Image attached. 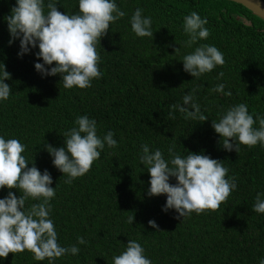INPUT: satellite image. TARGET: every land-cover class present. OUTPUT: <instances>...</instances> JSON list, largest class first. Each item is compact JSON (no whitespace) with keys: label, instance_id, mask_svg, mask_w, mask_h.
Returning a JSON list of instances; mask_svg holds the SVG:
<instances>
[{"label":"trees","instance_id":"trees-1","mask_svg":"<svg viewBox=\"0 0 264 264\" xmlns=\"http://www.w3.org/2000/svg\"><path fill=\"white\" fill-rule=\"evenodd\" d=\"M264 2V0H261ZM48 0H45V5ZM57 10L78 14L79 0H55ZM126 15L113 22L100 43V78L91 87L65 89L60 74L44 76L34 65L43 63L38 47L20 53L19 39L9 43L6 17L16 0H0V62L10 73L7 100H0V137L18 139L23 155L52 177L55 196L49 201V218L62 247L77 246L76 255H65L51 264H114L113 258L134 240L144 248L151 264H260L264 260V213H256L259 193L264 200V145H239L227 151L212 127L232 106L246 104L256 120L264 118V23L242 6L225 0H114ZM136 8L152 20L153 38L138 37L130 18ZM45 11H47L45 7ZM197 12L208 23L210 35L192 47L183 31L184 17ZM201 44L215 46L224 64L192 77L183 70V56ZM179 49L178 52L174 51ZM55 66L46 65V68ZM223 76L217 78L219 73ZM224 92H213L218 84ZM193 89H196L193 92ZM192 93L208 120L185 119L171 109ZM171 111V117L169 113ZM79 116L95 120L102 139L109 131L117 146L105 147L91 169L71 183L52 163L46 145L65 147L64 133ZM174 117V118H172ZM159 149L170 160L169 147L182 158L188 153L217 159L235 177L236 188L217 211L192 212L178 217L164 211L166 196H149L150 176L140 161L141 145ZM169 182L175 184V178ZM9 191L0 189V199ZM40 201L29 200L26 207ZM133 223L128 222L130 216ZM155 221L157 228L149 226ZM83 237L85 244H78ZM0 264H50L32 253H9Z\"/></svg>","mask_w":264,"mask_h":264},{"label":"clouds","instance_id":"clouds-1","mask_svg":"<svg viewBox=\"0 0 264 264\" xmlns=\"http://www.w3.org/2000/svg\"><path fill=\"white\" fill-rule=\"evenodd\" d=\"M55 0H16L11 14L6 17L9 43L19 39L20 53L26 54L38 47L36 53L43 63H35V69L44 76L60 74L63 87L81 89L91 87L93 79L100 78L98 67L100 56L97 44L107 34L110 24L123 18L126 13L114 0H79L78 14L68 15L58 11ZM45 7L47 11H45ZM143 10L136 8L130 18L131 30L138 37L153 38L152 20L142 15ZM208 23L193 11L184 17L183 31L189 39L186 47H192L210 35L205 27ZM174 51L178 52L179 49ZM183 70L192 77L211 72L216 66L224 64L223 53L215 46L201 44L190 54L183 56ZM55 65L46 68V65ZM223 76L219 73L217 78ZM10 78L5 65L0 62V100L9 98L10 86L4 83ZM225 85L218 84L211 91L231 96L224 92ZM196 89H193L195 92ZM171 109L184 114L185 119L204 122L208 117L201 113L200 105L193 103L192 93L183 96V104L171 105ZM171 117V111L169 113ZM174 118V117H172ZM256 120L249 114L246 104H238L226 110L218 122L213 120L212 127L227 151H239V145L254 147L264 145V118ZM75 127L64 133L65 147L54 148L46 145L53 157V165L68 177L66 183L86 174L94 161L99 159L105 144L114 148L117 141L109 131L101 139L97 135L96 121L87 116H79ZM175 145L168 149L170 160H165L157 149L150 151L147 144L141 145L140 161L147 167L150 176L149 196H166L163 210L174 209L178 217L192 212L217 211L220 205L236 188L235 177L227 179L228 169L217 159L203 154L188 153L182 158L174 152ZM25 145L18 139L0 137V189H17L19 197L9 191L0 199V258H7L9 253L29 251L36 261H52L71 254L76 255L80 249L75 246L62 247L57 241V232L49 218L55 188L50 187L52 177L45 170L41 173L37 167H28L23 155ZM174 177L176 183L169 182ZM40 201L26 207L29 200ZM256 213H264V200L258 193L254 204ZM133 215L128 218L133 223ZM152 228H157L155 221L149 220ZM78 244H85L83 237H77ZM114 264H151L145 257L144 248L134 240L127 242L126 250L113 258ZM264 264V260L260 261Z\"/></svg>","mask_w":264,"mask_h":264},{"label":"water","instance_id":"water-1","mask_svg":"<svg viewBox=\"0 0 264 264\" xmlns=\"http://www.w3.org/2000/svg\"><path fill=\"white\" fill-rule=\"evenodd\" d=\"M238 4L248 10L252 16L264 23V2L261 0H225Z\"/></svg>","mask_w":264,"mask_h":264}]
</instances>
